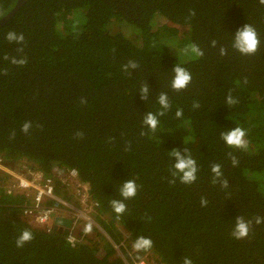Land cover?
<instances>
[{
  "label": "trees",
  "instance_id": "1",
  "mask_svg": "<svg viewBox=\"0 0 264 264\" xmlns=\"http://www.w3.org/2000/svg\"><path fill=\"white\" fill-rule=\"evenodd\" d=\"M18 1L0 0V20ZM247 23L261 42L254 55L231 47L233 34ZM9 31L23 33V45L9 43ZM192 44L202 57L185 53ZM12 57H26L27 63L12 64ZM130 60L139 68L125 72ZM177 63L192 77L181 91L171 88ZM144 84L150 87L148 101L139 92ZM161 92L171 107L158 116L153 133L143 118L162 110ZM229 92L238 103L226 104ZM177 109L183 110L180 118ZM26 121L32 122L28 134L21 131ZM236 127L246 132L245 149L221 139ZM185 147L197 162V179L173 184L175 159L168 152ZM0 159L12 168L29 163L46 175L55 168L77 169L102 229L93 227L96 236L88 238L84 226L72 245L64 226L36 227L24 213L30 199L7 195V185H0V264H126L145 254L156 264H182V257L193 264H264V223H255L264 218V5L25 0L0 28ZM213 164L221 166L226 188L212 183ZM125 180L136 182L137 194L124 201L126 211L118 216L109 202L120 198ZM8 181L0 174V183ZM60 191L57 185L56 193L67 196ZM237 216L252 221L249 235L239 240L231 235ZM25 229L33 239L18 248ZM122 230L128 239L120 246ZM139 236L151 238L149 251H132Z\"/></svg>",
  "mask_w": 264,
  "mask_h": 264
},
{
  "label": "clouds",
  "instance_id": "2",
  "mask_svg": "<svg viewBox=\"0 0 264 264\" xmlns=\"http://www.w3.org/2000/svg\"><path fill=\"white\" fill-rule=\"evenodd\" d=\"M259 4L264 5V0H258ZM192 15H195V12H192ZM6 40L9 43H15L17 45H23L25 41V37L23 33H17L15 31H9L6 34ZM260 39L258 37L256 29L251 24H245L244 26L240 27L234 34L231 47L239 52L241 55H254L259 46H260ZM217 42L215 40L212 41V47H216ZM18 52H23V48L20 47L17 49ZM185 53H191L193 56L199 58L204 55L202 49H200L197 45L192 44L185 48ZM220 55L226 56L228 54V50L225 47L220 48ZM4 59H9L8 56H5ZM11 63L19 66H23L27 63V58L22 57L17 59L16 57L11 58ZM139 65L136 61L130 60L126 65H123V70L128 72L130 69H138ZM173 78L171 81V88L174 91H181L187 88L188 84L191 82V74L190 72L179 63H177L174 68L172 69ZM246 82V81H245ZM141 94V98L145 101L149 99L150 87L148 84H144L141 86L139 90ZM157 101L161 106V111L156 114L152 112H148L144 114L143 118V126L144 128L148 129L151 132H155L158 124L159 119L158 116H164L165 112L171 107L168 94L165 92H161L158 97ZM82 103H86L85 100H82ZM238 103V100L235 99L231 92H229L226 98V104L228 106L234 105ZM195 108L199 107V104H194ZM183 116V110L177 109L176 117L180 118ZM32 128V122L26 121L23 123L21 127V131L25 134H28ZM78 135L82 136V133ZM141 135H147V132L142 131ZM13 138L15 133L12 134ZM246 136V132L244 129L240 127H236L230 129L226 132L221 133V139L228 145L230 148L236 149H245L247 147V141L244 139ZM169 157L171 159H175V163L172 164V172L171 175L173 179L170 181L171 183H175L176 179L178 178L179 181L183 184L190 185L194 183L197 179V172L198 166L197 162L191 156V153L187 147L184 148L183 152L180 149L175 148L168 152ZM233 166H236L238 161L235 157H231ZM211 171L213 173L212 183L213 184H221L223 187L228 186V180L223 177V173L221 171V166L219 164H213L211 167ZM119 192V199H112L110 200V206L113 211L119 216L122 215L126 211V204L124 201L134 198L137 194V184L134 180H125L118 189ZM202 206H206L207 200L202 198L201 199ZM255 223L260 224L264 223V218L257 217L255 218ZM252 221H246L242 216H237L235 218V225L231 232V235L235 239H243L249 235L250 227ZM92 231L91 223L87 224L84 228V233L88 234ZM33 239V234L31 231L25 229L16 239V246L18 248L23 247L27 242H30ZM69 243H72V239L69 238ZM153 246V241L151 238L139 236L132 244V247L137 252H147ZM182 264H193V261L189 257H182Z\"/></svg>",
  "mask_w": 264,
  "mask_h": 264
},
{
  "label": "built area",
  "instance_id": "3",
  "mask_svg": "<svg viewBox=\"0 0 264 264\" xmlns=\"http://www.w3.org/2000/svg\"><path fill=\"white\" fill-rule=\"evenodd\" d=\"M0 171L9 179L4 188L7 195H26L30 199L31 204L25 206L24 213L36 227L49 231L53 228L56 217L71 219L72 225L66 237L68 241L69 238L72 239V245L77 241L79 231L89 223L102 232L95 222L97 204L91 198L77 169L55 168L47 175L39 169H30V174L23 176L0 159ZM57 185L66 197L56 193ZM121 233L123 241L120 246L128 239L125 230ZM120 246L114 245L119 254ZM150 256L145 254L142 259H133L126 264H156Z\"/></svg>",
  "mask_w": 264,
  "mask_h": 264
},
{
  "label": "water",
  "instance_id": "4",
  "mask_svg": "<svg viewBox=\"0 0 264 264\" xmlns=\"http://www.w3.org/2000/svg\"><path fill=\"white\" fill-rule=\"evenodd\" d=\"M24 2L25 0H19L15 8L0 20V28L14 16V14L19 10V8L24 4ZM71 224H72L71 219L56 217L54 220V229L57 228V225L64 226L65 229L63 231L65 234H67L69 232V228Z\"/></svg>",
  "mask_w": 264,
  "mask_h": 264
},
{
  "label": "rangeland",
  "instance_id": "5",
  "mask_svg": "<svg viewBox=\"0 0 264 264\" xmlns=\"http://www.w3.org/2000/svg\"><path fill=\"white\" fill-rule=\"evenodd\" d=\"M182 56H183V55H182ZM30 169H31V168H30V164H29V163H26V162L21 163L20 165H17V166L14 167V170H15L17 173L22 174L23 176H28V175L30 174V172H29ZM0 174H3V173L0 171ZM6 183H7V182H4L3 184L0 183L1 187L6 186ZM95 221H96V219H95ZM96 228H97V227H96ZM93 229H94V228L92 227V231H91L90 233L87 234V237H88V238H93L94 236H96V232L93 231ZM96 231H97V230H96ZM97 232H98V231H97ZM132 251H134V249H133Z\"/></svg>",
  "mask_w": 264,
  "mask_h": 264
}]
</instances>
